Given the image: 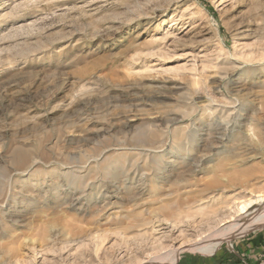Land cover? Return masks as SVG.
Listing matches in <instances>:
<instances>
[{"label": "rangeland", "instance_id": "obj_1", "mask_svg": "<svg viewBox=\"0 0 264 264\" xmlns=\"http://www.w3.org/2000/svg\"><path fill=\"white\" fill-rule=\"evenodd\" d=\"M260 190L264 0H0V264H264Z\"/></svg>", "mask_w": 264, "mask_h": 264}, {"label": "bare ground", "instance_id": "obj_2", "mask_svg": "<svg viewBox=\"0 0 264 264\" xmlns=\"http://www.w3.org/2000/svg\"><path fill=\"white\" fill-rule=\"evenodd\" d=\"M261 202H264V190H260L259 192L249 195L248 197H241L240 199L235 198L232 202L226 204L227 212L230 214V218L226 222H233L229 226L226 225V228H222L215 232L212 231V233L208 234L207 236L197 237L192 240L193 242H191V248L193 249V251H197L204 254H211L217 247L220 246L223 241H228L229 236L231 237V233H233L234 231H242L243 229L251 227L254 224L264 220V206L260 209L257 208L258 203ZM240 210H248V218L246 221H235V219L233 218L235 214ZM140 257L141 255H135V261H142L140 260ZM165 262L166 255L163 257L153 258L149 264H165Z\"/></svg>", "mask_w": 264, "mask_h": 264}, {"label": "crops", "instance_id": "obj_3", "mask_svg": "<svg viewBox=\"0 0 264 264\" xmlns=\"http://www.w3.org/2000/svg\"><path fill=\"white\" fill-rule=\"evenodd\" d=\"M258 244H259L258 254L264 255V244H261V243H258Z\"/></svg>", "mask_w": 264, "mask_h": 264}]
</instances>
